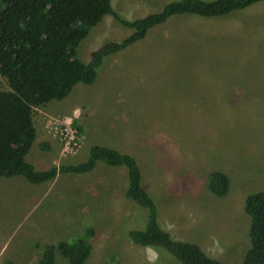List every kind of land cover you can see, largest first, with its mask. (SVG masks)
Instances as JSON below:
<instances>
[{"label":"rangeland","instance_id":"rangeland-1","mask_svg":"<svg viewBox=\"0 0 264 264\" xmlns=\"http://www.w3.org/2000/svg\"><path fill=\"white\" fill-rule=\"evenodd\" d=\"M171 1L111 4L133 20ZM130 34L105 16L77 57L87 63ZM8 88L0 76V91ZM74 121L81 137L73 134ZM33 123L26 161L36 170L80 164L93 145L131 154L160 227L224 264H240L250 246L244 201L264 189V1L219 18H170L107 56L94 84L33 107ZM70 135L80 140L75 152L65 151ZM212 172L229 178L225 197L209 191ZM125 188V169L101 162L41 185L0 177V264H35L47 245L75 242L90 229L85 264H179L127 238L129 230L146 228L147 212L124 196ZM55 264L69 263L57 252Z\"/></svg>","mask_w":264,"mask_h":264},{"label":"trees","instance_id":"trees-1","mask_svg":"<svg viewBox=\"0 0 264 264\" xmlns=\"http://www.w3.org/2000/svg\"><path fill=\"white\" fill-rule=\"evenodd\" d=\"M264 0H173L143 18L129 20L119 15L111 0H0V76L8 90L0 91V177L20 176L33 185L53 182L59 174L81 175L93 171L99 162L124 168V196L147 212L144 230L131 229L127 238L140 247L170 254L179 264H224L208 256L197 244L176 240L158 223L155 203L141 184L137 160L109 147H89L86 161L52 166L38 171L26 161L36 139L33 107L64 100L77 84L95 83L103 60L143 40L152 28L170 18L195 16L212 19L228 16ZM105 16H110L131 34L117 43H106L85 63L77 57L79 44ZM81 134L83 129L74 121ZM229 178L212 172L209 191L225 197ZM249 218L248 250L240 264H264V189L244 201ZM92 229L75 242L47 245L35 264H55L58 252L69 264H85L90 258Z\"/></svg>","mask_w":264,"mask_h":264},{"label":"built area","instance_id":"built-area-1","mask_svg":"<svg viewBox=\"0 0 264 264\" xmlns=\"http://www.w3.org/2000/svg\"><path fill=\"white\" fill-rule=\"evenodd\" d=\"M74 132H75L76 137H78V136L81 137V134L77 130H74L73 134H74ZM60 136H62V134ZM76 137H72L70 135V137H69L70 140H68L66 145H65V151L75 152L78 148H80V145H79L80 140Z\"/></svg>","mask_w":264,"mask_h":264}]
</instances>
